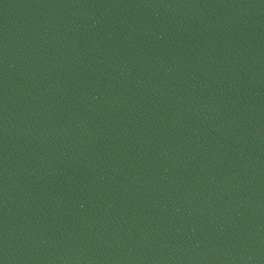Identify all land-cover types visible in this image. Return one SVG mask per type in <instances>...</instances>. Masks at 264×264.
I'll return each instance as SVG.
<instances>
[{
	"label": "water",
	"instance_id": "water-1",
	"mask_svg": "<svg viewBox=\"0 0 264 264\" xmlns=\"http://www.w3.org/2000/svg\"><path fill=\"white\" fill-rule=\"evenodd\" d=\"M0 264H264V0H0Z\"/></svg>",
	"mask_w": 264,
	"mask_h": 264
}]
</instances>
